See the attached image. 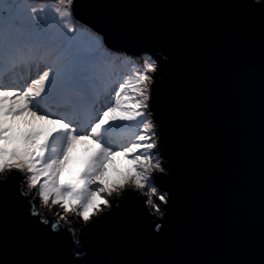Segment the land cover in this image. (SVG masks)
Segmentation results:
<instances>
[{
	"label": "snow or ice",
	"instance_id": "6c2138e0",
	"mask_svg": "<svg viewBox=\"0 0 264 264\" xmlns=\"http://www.w3.org/2000/svg\"><path fill=\"white\" fill-rule=\"evenodd\" d=\"M59 4L63 7L9 0L6 14L0 13V244L6 251L14 209L23 206L27 211L15 242L17 250L30 257L9 264H94L88 256L63 258L65 229L71 231L75 247L84 232L102 230L138 208L150 216L170 214L185 190L180 157L170 164L161 155L168 135L163 114L169 95L164 89L155 92L154 76L167 77L166 58L113 32L102 20L87 17L111 5L97 0ZM242 6L259 19L261 243L260 259L252 264H264V0H244ZM77 7L85 16L74 15ZM123 43L138 50L117 46ZM117 63L128 67L129 81L105 76L102 69ZM20 67L29 72L23 82L14 75ZM130 102L132 106L125 107ZM154 106L161 114L155 121L149 115ZM120 109L129 114L121 119L135 121L139 128L127 145L113 143L111 136L117 124L114 113ZM37 122L52 127L33 130ZM85 141L96 144L97 150L74 180L64 181L74 151ZM116 155L132 156L134 169L109 182L107 165ZM155 228L153 236L162 234L159 223ZM76 229L81 230L79 238ZM75 254L80 256L81 250L76 248Z\"/></svg>",
	"mask_w": 264,
	"mask_h": 264
},
{
	"label": "water",
	"instance_id": "95a60500",
	"mask_svg": "<svg viewBox=\"0 0 264 264\" xmlns=\"http://www.w3.org/2000/svg\"><path fill=\"white\" fill-rule=\"evenodd\" d=\"M112 7L87 14L113 32L166 58L168 123L165 163L180 157L185 190L169 214L139 208L102 230L83 233L74 245L65 229L64 257L94 264H252L260 259V34L259 19L244 0H97ZM235 4V7H207ZM77 18L85 16L78 7ZM80 22H84L81 20ZM115 44L110 42L109 46ZM131 51L138 47L117 45ZM155 121L160 112L153 107ZM172 157V159H169ZM171 195V193H169ZM21 206L0 244V264L30 257L19 252L15 232ZM56 219V218H55ZM76 223H79L76 221ZM159 223L162 234L153 236ZM80 229H76L79 238ZM76 248L81 250L77 256Z\"/></svg>",
	"mask_w": 264,
	"mask_h": 264
},
{
	"label": "bare ground",
	"instance_id": "6f19581e",
	"mask_svg": "<svg viewBox=\"0 0 264 264\" xmlns=\"http://www.w3.org/2000/svg\"><path fill=\"white\" fill-rule=\"evenodd\" d=\"M56 6L59 7V3H56ZM120 68H124L126 72H129L128 71L129 69L127 66L121 65L119 63L106 66L105 68L102 69V71L105 74V76L109 77V75H110L109 72H113L114 74L119 75L120 74L119 73ZM15 78H16V76H15ZM42 125H43V123H39L36 126H42ZM51 127H52L51 125H48L46 131ZM32 129L33 130H40V129L33 127V126H32ZM96 150H97L96 144L90 149H84V143L79 144L73 153V157H72V161H71V163H74V174H70V173L65 172L62 179L64 181L74 180L76 178L77 174L80 172V169L86 165L87 161L95 153ZM107 168H108V172H107L106 179L109 182L117 181V180L121 179L124 174L128 173V171H130L132 169V162L128 159L123 158L122 155H116L113 158L112 162H110L107 165Z\"/></svg>",
	"mask_w": 264,
	"mask_h": 264
},
{
	"label": "rangeland",
	"instance_id": "374dc122",
	"mask_svg": "<svg viewBox=\"0 0 264 264\" xmlns=\"http://www.w3.org/2000/svg\"><path fill=\"white\" fill-rule=\"evenodd\" d=\"M29 2H32V0H29ZM36 2L37 3H39V4H45V3H49L50 5H51V7L52 8H55V7H57L56 6V3H59V0H36ZM8 3H9V0H0V13H5L6 14V9H7V7H8ZM59 7H63V6H61L60 4H59ZM150 54V53H149ZM129 71V70H128ZM119 75H117V74H114V73H111L110 75H109V77H111L112 79H117V80H120L122 77V81L123 82H125V81H129V79H130V74H128L126 71H125V69L124 68H120V70H119ZM129 94H132L131 93V90L129 91ZM132 106V103L130 102L129 104H127L125 107H131ZM126 115H129L128 113H126L125 111H124V109H120L119 110V112H116V113H114V116L117 118V121L118 122H121V123H125L127 120H124V119H121L122 117H124V116H126ZM117 122V124H116V126H115V128L117 129V128H119L121 131H123V128H122V125L120 124V123H118ZM39 123H43V125L42 126H36L37 124H39ZM132 124H136V122L135 121H132ZM49 124H47L46 122H37L35 125H33V127H36V128H38V129H40V130H43V131H45L46 132V129H47V126H48ZM134 129H135V127H134ZM135 132H133V131H131L130 130V132H129V138H130V140L128 141V143H130V142H134V138H135ZM122 137H125V136H122ZM127 143V144H128ZM126 144V145H127ZM87 149H90V148H87ZM123 156V155H122ZM123 158H125V159H128V160H130L131 162H132V169H134V164H133V157L132 156H123ZM163 159V158H162ZM112 162V161H111ZM82 169V168H81ZM80 169V170H81ZM131 169V170H132ZM67 173H70V174H74V163H71L70 164V167H69V170L68 171H66ZM129 172V171H128ZM40 211L41 212H46L47 210L45 209V208H43V207H41L40 208ZM56 218H58V217H56ZM69 220L70 221H74V222H82V220H81V218H79V217H70L69 218Z\"/></svg>",
	"mask_w": 264,
	"mask_h": 264
},
{
	"label": "clouds",
	"instance_id": "9594fccd",
	"mask_svg": "<svg viewBox=\"0 0 264 264\" xmlns=\"http://www.w3.org/2000/svg\"><path fill=\"white\" fill-rule=\"evenodd\" d=\"M129 91H130V89H129ZM117 112H119V110ZM153 113H154V111L152 110V112L149 114L150 117H151V114H153ZM118 123H120L122 125L123 131H121L119 128L116 129L114 127L112 129V132H111L112 141L115 144L126 145L128 143V141L130 140V138H129L130 130L137 133L139 131L138 125H137V123L132 124V122L128 121V120L125 123H121V122H118ZM134 127H135V129H134ZM119 136H125V137H123V139H119ZM161 155H162V153H161ZM162 160H163V162H166L165 158H163ZM56 219H58V218H56ZM79 223H82V222H79Z\"/></svg>",
	"mask_w": 264,
	"mask_h": 264
},
{
	"label": "trees",
	"instance_id": "16d2710c",
	"mask_svg": "<svg viewBox=\"0 0 264 264\" xmlns=\"http://www.w3.org/2000/svg\"><path fill=\"white\" fill-rule=\"evenodd\" d=\"M119 139H123V137L122 136H119Z\"/></svg>",
	"mask_w": 264,
	"mask_h": 264
}]
</instances>
